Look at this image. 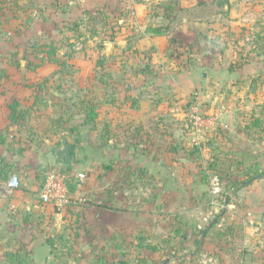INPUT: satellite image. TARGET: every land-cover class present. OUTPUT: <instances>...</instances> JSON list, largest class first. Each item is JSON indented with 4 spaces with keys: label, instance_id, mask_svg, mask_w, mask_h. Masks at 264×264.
Here are the masks:
<instances>
[{
    "label": "rangeland",
    "instance_id": "rangeland-1",
    "mask_svg": "<svg viewBox=\"0 0 264 264\" xmlns=\"http://www.w3.org/2000/svg\"><path fill=\"white\" fill-rule=\"evenodd\" d=\"M40 2L43 4V0ZM24 5L27 10L18 18L15 19L10 10L1 18L0 112L5 110L6 100L14 96V85L36 83L35 93L43 102L27 112L26 121L19 127L31 130L36 145L45 146V139L60 134L62 128L56 127L57 117L72 115L77 110L75 102L94 95L99 98L100 114L104 118L101 120L112 124L107 119L109 113H121V121L113 122L119 126L117 131L121 128V152L114 148L113 152L106 153L107 148L98 144L100 129L90 131L88 127L81 126L82 141L77 145L76 163L89 160L90 163L101 164L108 162L109 156L121 161H133L137 156L139 160L140 153L122 146L128 140L124 131L144 122L139 118L146 120L145 125L159 124L157 128L163 131L157 132L163 135L159 137L156 134L153 150L164 151L170 145L169 138L164 134L171 133L181 142L192 143L193 148L199 151V146L204 148L205 155L201 151L200 158L205 161V168H212L213 143L217 142L218 148L228 146L230 127L252 137L258 136L253 131L264 130V0H119V7L112 14L108 13L106 22L96 24L95 20H90V13L83 15V19L77 17V20L67 23L55 15V19L41 25L43 30L36 29L34 33L21 31L25 25L21 21L24 22L26 16L32 13L28 9L37 8L28 2ZM41 10L37 8L34 12L40 13ZM96 14L103 17L105 13L99 11L93 16ZM81 21L82 24L75 25ZM93 25L100 31L95 39L90 31ZM155 25L164 28L166 33L157 36L146 32L147 27ZM100 40H106L105 47L97 46L96 41ZM41 42L62 46L58 56L67 54L61 59L65 63L54 65L46 63V59L41 60ZM99 61L104 64L99 65ZM38 62L43 63L40 75L37 72L33 74L26 67L29 63ZM81 66L87 70L96 67L91 75H87L81 73ZM26 101H29L28 94L23 97L22 104L24 108L31 107ZM254 112L263 115L257 124H253L256 118ZM223 114H228V121L221 119ZM80 119L76 115L70 124L74 121L79 123ZM211 119L215 121L212 125L208 123ZM202 134L205 136L203 139L198 137ZM52 148L50 144L46 150ZM235 162L236 170L245 173L244 166L238 164V160ZM213 173L210 170V174ZM121 174H124L122 169ZM219 180L218 209L217 212L212 209L214 212L207 222L211 226L215 224L213 219L218 214L220 216L230 192L224 181ZM135 183L137 186L133 192L141 197L139 210L135 209L141 213L138 215L137 234L143 236V246L134 239L132 245H124L121 258H126L129 264H140L141 258L145 257L149 260L146 264H187V254L192 251L184 252L180 235L179 241H174L175 247L165 244L170 228L158 225L163 221L155 223V218L165 213L160 206L151 209V213L146 202L150 195L140 194L138 186L141 182ZM85 215L75 219L71 212L61 224L51 227L53 239H60L58 243H63L56 253L65 254L67 263L102 264L97 256L111 258L112 254L117 255L110 247L112 238L119 237L105 234V226L102 229L93 228V220ZM123 215L121 213V217ZM161 232L163 235H160ZM95 244L97 248L94 249ZM147 244L156 246L159 251L152 253L146 250ZM11 252L10 249H0V259L4 256L11 258Z\"/></svg>",
    "mask_w": 264,
    "mask_h": 264
},
{
    "label": "crops",
    "instance_id": "crops-1",
    "mask_svg": "<svg viewBox=\"0 0 264 264\" xmlns=\"http://www.w3.org/2000/svg\"><path fill=\"white\" fill-rule=\"evenodd\" d=\"M15 1L22 6L28 2L35 4L34 6L40 10L43 9L40 13L34 12L37 10L35 7L28 9L29 13L32 12L29 15L34 17V21L28 28H22L21 31L24 33H34L36 29L43 30L44 27L41 25L44 26L46 21L55 19V15L62 17L67 23V21L77 20V17L83 18L86 10L97 13L98 10L103 9L112 14V11L119 7V0H43V4L40 2L42 0ZM24 13L17 15L19 17ZM21 19L22 17L18 20ZM26 19L24 22L21 21V24H25ZM98 36L95 37L98 38ZM42 43L56 44L54 42L40 44ZM44 55L45 53L42 54L41 60ZM46 63L57 65L47 59ZM42 64L36 69H29L33 71V74L40 75L43 73L40 69ZM95 67L87 70L81 66V73L91 75ZM35 91L36 83L29 86L16 84L12 97H16L22 104L23 97L28 94L29 101L26 103L32 106ZM9 100H6L5 110L0 112V129L6 138V144L0 145V155L6 158L7 163L13 164L12 172L7 177L0 175V249H10L14 255L12 254L11 258L4 256V259H0V264H72V262H66L65 254L52 253L49 238L54 236L50 230L51 227L61 224L64 217L70 216L71 212L76 219V215H73L75 209L77 213L79 211L83 215H89L90 220H93L91 223L93 228L102 229L105 226V234L118 236V240H113L115 243L120 242L124 235L127 237L126 240H129V237L132 238L137 234L138 215L141 214L135 210H139L138 204L141 199L133 192L137 186L135 182H141L138 186L142 192L140 194L150 195L149 201L146 200L149 209L160 206L165 213L164 216L159 215V218H155L157 224L163 221L159 222L160 227L167 225L170 228L165 244L175 247L174 241L177 243L180 235L182 236L180 244L184 252L192 251L187 254V264H264L263 129L253 131L258 136L252 137L233 126L230 127L228 146L218 148L217 142L213 143L211 149L214 156L210 162L212 168H205L203 163L205 161L200 158V152L205 153L204 148L199 146L201 151L196 150L192 143L181 142L175 136L172 137L171 133L164 134L170 142L164 151L159 153L153 150L155 136L162 129L157 128L159 124L156 126L155 123L145 125L146 120L139 118L142 119L139 121L144 122L124 131V134L128 135L139 132L144 142L146 138L152 139L145 146L146 152H139L141 154L139 160L137 156L133 161H121L120 158L114 159V156H109L110 160L101 164L100 162L90 163L89 160H79L76 163L75 159L79 150L74 140L68 142L70 146H73L70 161H67L65 157L58 158L55 153L52 154L64 140L59 139L61 134H65L63 129L60 134L57 133L54 137L45 139L44 144L47 146H44L36 145L33 140L34 135L28 127L19 128L22 123L10 124ZM110 104L112 105V102ZM0 111H2L1 100ZM253 114L256 117L253 124L263 119L262 114V116L255 112ZM220 117L228 121V114ZM100 119H104L101 114ZM107 119L112 122L113 131L120 133L117 135L121 139V128L117 131L116 127L119 128V126L113 123L121 121V113L111 112ZM211 120L213 123L210 125L215 122L214 119ZM25 121L26 119L22 122ZM162 132L158 134L159 137L163 135ZM198 137L203 139L205 136L202 134ZM56 142L58 145L55 144ZM50 144L53 148L46 150ZM122 146H125L126 150L130 149L124 142ZM114 148L120 149L121 152V142L111 144L106 153L110 150L113 152ZM235 160L244 166L245 173L242 174L236 170ZM52 165L63 169L70 168L66 171L69 175L72 202L66 206L69 207L67 210L59 211L51 205L42 203L39 198L42 175L45 169ZM121 169L124 174H121ZM140 170H146L147 176L141 177ZM210 170L214 173L210 174ZM13 173L20 174L22 178L20 187L16 189L7 185ZM219 175L222 178L225 175L230 177L229 185H226L230 192L226 199L227 206L225 201L220 216L218 214V217L213 219L215 224L211 226V223L207 224L209 215L214 212L212 209L217 212L218 202L214 203V199L220 196L212 192L211 181L214 176L220 178ZM121 177L124 189L121 187ZM121 208L124 211L121 212ZM80 209L85 211L82 212ZM121 213L126 216L121 217ZM160 235H163V232ZM61 245H63L62 242L57 244L59 247ZM96 245L93 247H97ZM98 258L99 256L97 260Z\"/></svg>",
    "mask_w": 264,
    "mask_h": 264
},
{
    "label": "trees",
    "instance_id": "trees-1",
    "mask_svg": "<svg viewBox=\"0 0 264 264\" xmlns=\"http://www.w3.org/2000/svg\"><path fill=\"white\" fill-rule=\"evenodd\" d=\"M7 10L11 11L14 18H17L18 13L25 12L27 9H26V6H24V5L22 6V4H20L18 1L0 0V24L2 23V21H1L2 15H5ZM98 11H103V13H105L104 16L99 17L97 14H96L97 16H93V13H91L88 10H86L85 13H91L89 16L90 20H95L96 24L106 22L107 19L109 18L108 11L103 10V9L98 10ZM81 19H83V18H81ZM33 21H34V17L32 15H29L28 18L26 19V23L24 25V28H28ZM80 23L82 24L83 22L82 21L76 22L75 25L78 24V26H79ZM93 26L91 27V30H90L92 38L100 35L99 29L96 28V26H94V27ZM72 29L74 30L75 27L73 26ZM146 32L152 33V34L157 35V36H162L166 33V30L164 28L162 29L158 25H155V26L147 27ZM104 41H106V40L96 41L98 44L97 46L98 47H105L103 45ZM190 44L192 45V43H190ZM71 46H74V44H71ZM61 47H59L53 43H51V44H44V43L40 44L39 49L43 53H45V55L42 57V60L44 58H46L47 61L53 62L57 65L64 64L65 62H62L61 59L63 57H67L68 55L66 54V55L61 56V57L58 56V50ZM98 64L103 65L104 62L99 61ZM19 65H21V64L19 63ZM239 65H243V64H239ZM39 66H40L39 62L27 64V67L30 69H36ZM42 102H43V100L40 98L39 94L35 93L33 105L29 108H24L22 106V104L20 103V101L16 97H12L8 101V109H9L8 118H9L10 124L19 125L20 123H22V121L25 120V118H26L27 112L30 111L33 108V106H37L39 103H42ZM74 106L77 108V110H75V112L72 115L65 116L64 114H62L55 119L56 127L62 128L65 131V134L59 139L67 140V142H69L70 140H74L75 145H78L82 141V136L80 133L81 132L80 127L83 126V127H88L90 131H99V129H100L99 138H98V140H99L98 144L100 147H103L106 149V148L110 147L111 144H113V143H115V144L119 143V140L121 142V139L118 137L117 133L115 131H113V129L111 128V123L100 119V102H99V98H97L96 95L84 97L79 102H75ZM73 115L74 116L79 115L81 117V119H80L79 123L78 122L76 123V121L73 120L74 122L71 125L70 122H72V119L74 117ZM149 134L150 133H148V135ZM139 135H140L139 132L135 133V134H129L128 135L129 141L127 140L125 143L127 146H129L130 149H134L138 153L142 152V151L145 153L146 150H144V149L146 148L145 147L146 143H144L143 137L139 136ZM133 140H136V141H133ZM146 140H152V139L146 138ZM111 141H113V143H111ZM1 144L2 145L6 144V138L3 135L2 130L0 129V145ZM12 169H13V164L7 163L6 158L4 156L0 155V175L7 177L8 174L10 172H12ZM68 169H70V168H67L64 170L66 171ZM140 174L142 175L141 177H143L144 175L147 176L146 170H140ZM220 178H221V180H223V178H224V180H226L224 182L225 185H229L230 177H227L225 175V176H223V178H222V176H220ZM122 183L123 182L121 181V187H122V189H124ZM241 186H237V187H241ZM111 208H113V207H111ZM75 210L73 212V215H76V218L80 219L81 215H82L81 212L78 211V213H77ZM112 239L118 240V238H112ZM126 239H127V237H125V235H124V237L122 238V240L120 242L115 243V241H113L111 243L110 248H114V251L117 252L118 254L117 255L112 254L111 258H104V257L100 258L99 257L98 262L102 263V264H129L128 260L126 258H121V250L124 251V245H132L134 239L138 240L137 244L143 246L142 240L144 238H143V236H140L139 234H135L130 239V241L127 242ZM49 242H50V245L52 247V253L53 252L56 253V251L59 249V246H57V244H58V242H60V239L55 241V239H53V237L51 236L49 238ZM64 247L66 249L65 245H64ZM95 248H97V247H94V249ZM145 248H146V250H150L152 253H156L159 251V248H157L156 246L151 245V244H147V246ZM66 250L68 251V248ZM141 251H142V249L140 250V252ZM69 252H71V251H69ZM148 261H149L148 257L147 258L146 257L141 258L140 264H146Z\"/></svg>",
    "mask_w": 264,
    "mask_h": 264
},
{
    "label": "built area",
    "instance_id": "built-area-1",
    "mask_svg": "<svg viewBox=\"0 0 264 264\" xmlns=\"http://www.w3.org/2000/svg\"><path fill=\"white\" fill-rule=\"evenodd\" d=\"M198 121H201V119H198ZM208 123H213V120H209ZM219 182L218 176H214L211 181L212 192L217 196L221 193ZM20 184V177L15 173L11 174L7 185L10 188L16 189L20 187ZM39 198L42 203L51 205L58 210H62L68 206L72 202L68 172L55 165L47 167L42 175ZM216 202H218L217 198L214 199V203Z\"/></svg>",
    "mask_w": 264,
    "mask_h": 264
},
{
    "label": "water",
    "instance_id": "water-1",
    "mask_svg": "<svg viewBox=\"0 0 264 264\" xmlns=\"http://www.w3.org/2000/svg\"><path fill=\"white\" fill-rule=\"evenodd\" d=\"M72 150H73V146H70L69 143L67 142V140H62L61 146L56 148L54 150V152H52V154L55 153V155L58 158L65 157V159L67 161H70L71 160V156H72ZM227 204H228V200L226 201V206H227Z\"/></svg>",
    "mask_w": 264,
    "mask_h": 264
}]
</instances>
